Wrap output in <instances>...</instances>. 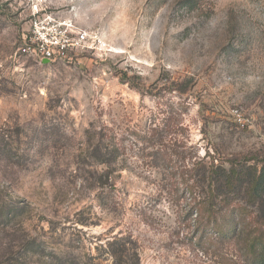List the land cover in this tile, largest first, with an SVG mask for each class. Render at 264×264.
I'll list each match as a JSON object with an SVG mask.
<instances>
[{
    "label": "rangeland",
    "instance_id": "rangeland-1",
    "mask_svg": "<svg viewBox=\"0 0 264 264\" xmlns=\"http://www.w3.org/2000/svg\"><path fill=\"white\" fill-rule=\"evenodd\" d=\"M35 6L97 48L24 53ZM91 124L117 162L92 157ZM212 156L263 169L264 0H0V264H247L264 188L219 189L229 236L199 241L203 189L180 178Z\"/></svg>",
    "mask_w": 264,
    "mask_h": 264
},
{
    "label": "trees",
    "instance_id": "trees-1",
    "mask_svg": "<svg viewBox=\"0 0 264 264\" xmlns=\"http://www.w3.org/2000/svg\"><path fill=\"white\" fill-rule=\"evenodd\" d=\"M177 90L179 93H182L183 91L178 88ZM86 132L92 148V157H95L100 162L107 164H112L118 161L121 150L118 141V134L114 129L105 125L97 128L95 124H91ZM165 148L166 149H162V153L160 150L156 151V153L160 155L159 157H163L165 162H173L174 158L172 157V152L167 151L168 147ZM207 155L211 156V153L207 151L206 156ZM182 157L185 160L186 157ZM211 158L212 159L209 161L205 158H200L198 161L193 162L192 168L187 166V163L180 178L181 183L185 184L187 189L194 191L193 188L195 185L200 188L202 187L203 189V193L200 198H193L194 204L191 208V214L197 210V215H200L199 217H196V219H202V221L198 224L199 241L206 239V234L211 229H216L219 234L223 235V237L229 236V228L219 226L217 220L216 203L219 198V189L223 188L231 191L232 189L242 185L249 177L255 186L264 188V160H262L263 169L261 172L258 173L257 171H254V173H251L248 171L246 165L244 166V163L240 164L241 162L239 161H232L233 159H229L217 162V158L215 156H212ZM226 163H230V166L226 167ZM174 175L173 177H175ZM244 255L247 264H264V248L258 254L257 258L255 257L253 248H250L249 250L246 249ZM71 264L86 263L81 258L75 257ZM226 264H229V262H226Z\"/></svg>",
    "mask_w": 264,
    "mask_h": 264
},
{
    "label": "built area",
    "instance_id": "built-area-1",
    "mask_svg": "<svg viewBox=\"0 0 264 264\" xmlns=\"http://www.w3.org/2000/svg\"><path fill=\"white\" fill-rule=\"evenodd\" d=\"M96 48L93 34L87 30L76 29L51 13L40 14L37 6L30 34L24 36L21 46L24 53L41 61L66 60L75 50L90 51Z\"/></svg>",
    "mask_w": 264,
    "mask_h": 264
},
{
    "label": "water",
    "instance_id": "water-1",
    "mask_svg": "<svg viewBox=\"0 0 264 264\" xmlns=\"http://www.w3.org/2000/svg\"><path fill=\"white\" fill-rule=\"evenodd\" d=\"M48 61H49V60H47V59H46V60H44V62H48Z\"/></svg>",
    "mask_w": 264,
    "mask_h": 264
}]
</instances>
